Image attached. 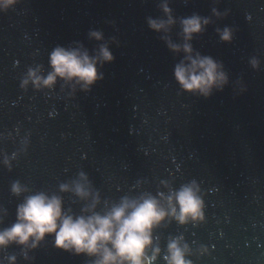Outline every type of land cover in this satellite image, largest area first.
Returning a JSON list of instances; mask_svg holds the SVG:
<instances>
[{"label": "water", "instance_id": "water-1", "mask_svg": "<svg viewBox=\"0 0 264 264\" xmlns=\"http://www.w3.org/2000/svg\"><path fill=\"white\" fill-rule=\"evenodd\" d=\"M193 16L209 22L186 41L182 21ZM169 17L174 23L163 30L149 25ZM225 29L229 41L221 38ZM185 43L193 58L222 65L223 87L208 96L182 88L175 67L190 63ZM102 46L114 59L98 63L103 78L93 85L57 77L37 87L29 75L47 77L57 47L95 57ZM185 185L203 201V219L181 223L169 213L159 222L148 250L160 248L154 264H167L168 244L178 238L192 264H264V0L0 4V232L38 193L61 198L65 213L80 216L94 203L103 214L124 198L147 196L168 209L167 196ZM33 239L0 246V264L99 259L57 247L55 234L36 247Z\"/></svg>", "mask_w": 264, "mask_h": 264}, {"label": "clouds", "instance_id": "clouds-1", "mask_svg": "<svg viewBox=\"0 0 264 264\" xmlns=\"http://www.w3.org/2000/svg\"><path fill=\"white\" fill-rule=\"evenodd\" d=\"M13 0H0V4L7 7ZM166 13L171 10L164 5ZM209 21L199 16H193L182 21L185 40H191L194 33L202 31V25ZM174 23L168 21L149 20L154 30L160 31ZM91 36L100 40L102 33L92 32ZM224 41L231 39L230 30L221 33ZM175 51H180L179 45L170 44ZM183 51L189 53L187 61L175 67V77L183 89L189 92H199L204 96L210 95L213 88L223 87L227 77L222 71V65L211 57L190 54L192 47L185 43ZM112 53L106 46H102L99 54L90 56L87 51L79 48L57 47L50 56L53 71L47 77L30 71L33 83L39 87L53 85L57 77L65 80H75L85 86L95 84L102 79L98 70V63L112 61ZM26 80L24 83H27ZM67 186L62 185V190ZM24 189L17 183L13 191L17 194ZM76 191L82 197L88 193L82 185H77ZM163 195V194H161ZM168 209L153 196L141 199L124 198L119 204L113 205L101 214L95 212V203L90 209V215L74 216L65 213L62 200L57 196L49 197L45 193L29 196L18 208V219L10 228L0 232V246H7L10 242L27 244L33 239L32 246L43 240L46 235L55 234L56 246L64 250H75L76 254L98 255L95 264H154L160 252L159 247L149 248L153 244L152 231L169 213L184 223L188 217L203 219V201L192 185H185L178 191L167 196ZM111 245V247H109ZM187 245H181L180 239L171 240L168 244V254L164 257L167 264H192L185 259ZM14 259V258H13Z\"/></svg>", "mask_w": 264, "mask_h": 264}]
</instances>
